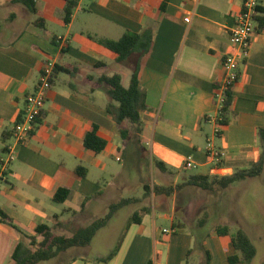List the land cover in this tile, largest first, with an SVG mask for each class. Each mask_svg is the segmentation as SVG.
<instances>
[{
	"label": "crops",
	"instance_id": "1",
	"mask_svg": "<svg viewBox=\"0 0 264 264\" xmlns=\"http://www.w3.org/2000/svg\"><path fill=\"white\" fill-rule=\"evenodd\" d=\"M22 1L0 0V156L14 145L13 128L22 119L26 97L35 91L44 64L76 72L54 75L36 131L16 147V158L0 181V212L28 236H37L36 227L46 224L71 237L73 230L106 217L115 202L129 199L126 206L137 205L124 225L113 227L116 232L109 237L116 241L115 247L91 255V243L45 261L49 264H201L203 252L188 257L194 248L192 230L199 228L206 235L209 264H239L229 259L237 254L231 235L238 230L246 232L256 246L251 263L256 264L258 243H264V204L254 201L250 212L241 205L242 191L233 188L237 183L245 187L250 179L214 193L185 187L156 201L152 188L147 191L146 184H140L132 189V181L123 179L112 165L122 161L121 152H127L138 181L151 158V165L162 162L167 169H158L159 175L172 177L177 185L188 156L202 171L198 174L211 176L232 175L259 160V132L264 129V30L256 31L248 54L239 62L228 124L217 123V85L224 79L223 60L233 51L230 28L243 0H83L76 1L69 23L57 16L66 0H31L36 13ZM259 6L264 10V0H259ZM145 29L152 30L154 37L139 64L147 106L143 131L138 138L123 140L106 111L107 88L98 79L118 74L128 88L138 56L119 62L118 55L100 40L116 41L125 32ZM94 125L107 141L100 154L84 146V137ZM209 146L224 152L219 169L214 170L206 155ZM79 167L85 169V177L78 175ZM263 177L264 171L257 178ZM61 188L68 195L58 203L54 197ZM123 191L139 195L116 201ZM227 191L232 192L231 198ZM225 193L226 201L220 199ZM256 193L264 195V189ZM79 221L86 223L76 226ZM166 222L169 227L163 226ZM218 226H227L230 237L218 236ZM22 239L15 229L0 223V264H12V253ZM104 242L114 243L109 238ZM118 246L111 260L99 261ZM79 249L83 252L68 257Z\"/></svg>",
	"mask_w": 264,
	"mask_h": 264
},
{
	"label": "trees",
	"instance_id": "2",
	"mask_svg": "<svg viewBox=\"0 0 264 264\" xmlns=\"http://www.w3.org/2000/svg\"><path fill=\"white\" fill-rule=\"evenodd\" d=\"M66 1L67 5L65 9L57 12V16L63 19L65 23H69L73 10L76 8V0ZM22 2L32 13L37 12L34 3L31 0H23ZM258 11L259 15L256 18V22L257 31L259 32L264 30V10L259 6ZM153 37L154 32L150 29H145L141 33L125 32L123 36L116 41L100 40V43L104 47L118 55L119 62L126 61L133 56H138V64L133 70L128 88L123 86L122 78L118 74L111 77L102 76L98 79V84L107 88L106 94L108 96V104L106 106V111L118 125L123 140H129L133 135H136L138 138L143 131L142 115L144 111L147 110V106L145 94L140 87L139 64L142 61L141 59L150 52ZM62 52L66 53L64 47L62 48ZM60 72L72 74L73 72H76V69L69 70L61 65H55L50 80L51 86L53 85L54 75ZM237 82L238 79L229 84L223 93L224 101L219 110V117L217 120V123L220 126H226L229 122V116L234 100L233 89ZM220 88L221 85H217V89ZM126 124H128L129 127L126 126ZM259 136L262 141V152L259 160L249 168L238 169L232 175L227 176L192 175L175 186L165 187L156 185L153 187L154 194L156 196H171L185 187H197L214 193L227 189L234 183L261 176L264 171V129L260 130ZM84 146L95 154H100L106 149L107 141L99 135L97 125H94L93 129L85 135ZM154 165L162 172L167 171L162 162H155ZM77 173L80 177H85L84 168L79 167ZM145 189L150 191V187L147 185L145 186ZM67 195L68 191L61 188L55 195L54 200L58 203H62L66 200ZM129 203V199H124L118 203L112 204L106 217L93 221L87 227L77 229L71 237L55 234L53 229L46 224H40L36 227L35 232L37 236H28L8 215L0 212V223L9 225L15 229L23 239L29 240V243H26L23 239L19 241L12 253V264H39L41 262L50 261L69 249L85 248L89 246L97 233L108 225L109 221L117 211ZM138 217L139 214L134 215V218ZM199 229L192 230L194 248L189 251L188 257L192 252L200 251L203 252L201 264H209L210 254L205 249L204 245L206 235L202 231H199ZM215 233L221 237H230V229L227 226H218L215 229ZM38 237H42V240L38 241ZM231 240L237 254L230 257V261L239 264H251L257 255V248L246 232L238 230L235 234L231 235ZM35 246L36 248H34ZM118 248L119 246L112 250L107 257L101 258L99 261L107 262L111 260L116 255Z\"/></svg>",
	"mask_w": 264,
	"mask_h": 264
},
{
	"label": "built area",
	"instance_id": "3",
	"mask_svg": "<svg viewBox=\"0 0 264 264\" xmlns=\"http://www.w3.org/2000/svg\"><path fill=\"white\" fill-rule=\"evenodd\" d=\"M81 2L83 0H76ZM197 1V0H192ZM259 0H243L242 9L236 17L233 26L230 28L233 51L223 60L224 79L219 89L217 100L219 110L222 107L223 93L232 82L238 79L239 62L248 54L253 37L257 31L256 18L259 15ZM190 22V17L185 19ZM54 65L44 64L36 89L26 97V106L21 121L17 122L13 128L14 145L7 147L6 151L0 156V181L5 177L12 162L16 158V147L26 143L36 131L39 120L46 103L47 92L51 88L50 80L53 75ZM206 155L212 167L219 169L224 161V152L220 149L209 146ZM197 164L191 156L184 160V169L194 170Z\"/></svg>",
	"mask_w": 264,
	"mask_h": 264
},
{
	"label": "rangeland",
	"instance_id": "4",
	"mask_svg": "<svg viewBox=\"0 0 264 264\" xmlns=\"http://www.w3.org/2000/svg\"><path fill=\"white\" fill-rule=\"evenodd\" d=\"M148 151L150 152V147L148 148ZM123 153V154H122ZM120 157H122V161H113L112 165L115 169V171L122 173L123 175V179H130V181H132L131 183V188L134 189L135 187H137L136 185H140V184H146L148 185L150 188L153 189V187H155L157 184L159 183H163V186L168 187V186H175L172 177H163L159 175V170L156 168L155 165H151V158H149V169L146 168V166L144 165L142 168V173L141 176L143 175V178L141 180L136 179L135 177V173L133 172V161H132V157L131 155L128 156L127 152H121ZM155 166L154 169H152ZM202 171L200 170H183L181 172L180 175V182L185 181V179H187L189 176L192 175H197L198 173H200ZM170 178V179H168ZM171 180V181H170ZM136 181V182H133ZM120 183V182H119ZM234 189H239L242 192L239 193L241 194L240 199H241V205L246 209L248 208L250 210V212H252V205L254 201H261L264 204V195H260L259 193H256L257 191H262L264 189V177L263 178H255V179H250L247 181L245 187H243L241 185V183H237L234 185L233 187ZM247 191V192H245ZM145 192V191H144ZM229 198H231L232 196V192L231 191H227ZM227 193H225V195H220V199L223 200H227ZM135 195H139L138 192L137 193H133V194H128L127 191H123L121 194H119L115 200L119 201L123 198H129L131 196H135ZM158 196L155 197V200L157 201ZM115 202V201H114ZM112 202V203H114ZM117 203V202H115ZM137 205L134 204H130L128 206H124L123 208H121L117 214L112 218L111 222L109 223V225L105 228L100 230L97 235L95 236L91 247L93 249L91 255L96 254L98 252H102L105 251L106 249H108V247H115V243L114 240L112 238H110L113 234H115L116 231H112L113 227H116L118 229V227L120 228L122 225H124L126 223V221L129 219V217H131L136 211H137ZM194 217V214L192 215V219ZM191 219L190 224L192 226H194V221ZM84 223H86V221H79L77 222V225H83ZM163 226H168L169 227V223L166 222L163 224ZM262 231L264 232V226L262 227ZM76 231L73 230V233ZM199 231H203L200 230ZM233 231H235L233 229ZM237 232V231H236ZM234 232V234L236 233ZM55 234H58V232H55ZM202 233V232H200ZM59 235V234H58ZM65 236V235H64ZM110 236V237H109ZM114 237V236H113ZM107 238H109V240H112L114 243L112 244H105L104 240H106ZM115 239V238H114ZM38 241L42 240V237H38L37 239ZM26 243H29V240L26 239L25 240ZM37 246V245H36ZM36 246L34 248H36ZM258 247H259V256L256 259V264H264V243L260 244L258 243ZM83 252V249H79L76 250L72 253H69L68 257L71 256L72 254H78ZM66 255V256H67ZM40 264H49V262H42Z\"/></svg>",
	"mask_w": 264,
	"mask_h": 264
}]
</instances>
